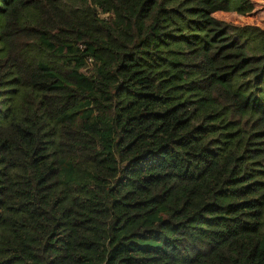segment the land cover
I'll list each match as a JSON object with an SVG mask.
<instances>
[{"label": "trees", "instance_id": "obj_1", "mask_svg": "<svg viewBox=\"0 0 264 264\" xmlns=\"http://www.w3.org/2000/svg\"><path fill=\"white\" fill-rule=\"evenodd\" d=\"M253 11L0 0V264H264Z\"/></svg>", "mask_w": 264, "mask_h": 264}, {"label": "rangeland", "instance_id": "obj_2", "mask_svg": "<svg viewBox=\"0 0 264 264\" xmlns=\"http://www.w3.org/2000/svg\"><path fill=\"white\" fill-rule=\"evenodd\" d=\"M253 2L254 11L248 16L239 17L235 14L228 13L219 14L218 17L236 26L251 25L264 29V0H253Z\"/></svg>", "mask_w": 264, "mask_h": 264}, {"label": "built area", "instance_id": "obj_3", "mask_svg": "<svg viewBox=\"0 0 264 264\" xmlns=\"http://www.w3.org/2000/svg\"><path fill=\"white\" fill-rule=\"evenodd\" d=\"M89 61H90V59H89Z\"/></svg>", "mask_w": 264, "mask_h": 264}]
</instances>
